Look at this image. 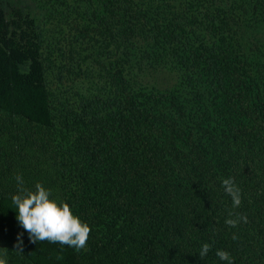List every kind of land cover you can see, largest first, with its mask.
<instances>
[{
    "label": "rangeland",
    "instance_id": "rangeland-1",
    "mask_svg": "<svg viewBox=\"0 0 264 264\" xmlns=\"http://www.w3.org/2000/svg\"><path fill=\"white\" fill-rule=\"evenodd\" d=\"M131 1L119 16L104 11L109 34L98 25V11L89 20L67 19L57 16L62 5L56 0H26L22 9L0 11V248L8 249V264H28V258L53 264V253L63 264L78 253L30 242L11 199L18 194L17 174L25 188L40 183L51 198L61 197L46 92L54 103L70 98L76 104L79 97L106 100L119 88L156 112L168 111L171 100L183 106L193 128H223L224 112L235 109L250 127L264 118V0ZM92 6L89 14L97 9ZM170 22L169 36L158 34L155 24ZM247 94L249 104L241 98ZM257 151L253 145L248 157ZM19 233L23 252L14 249Z\"/></svg>",
    "mask_w": 264,
    "mask_h": 264
},
{
    "label": "trees",
    "instance_id": "trees-1",
    "mask_svg": "<svg viewBox=\"0 0 264 264\" xmlns=\"http://www.w3.org/2000/svg\"><path fill=\"white\" fill-rule=\"evenodd\" d=\"M23 1L0 0V11L22 9ZM56 1L62 5L57 16L67 19L84 15L89 20L98 11L106 34L111 22L104 20V11L119 16L132 3ZM93 4L97 9L89 14ZM155 25L166 36L172 23ZM37 38L44 43L40 34ZM52 96L45 94L60 200L91 228L87 246L63 264H227L217 250L230 253L233 264H264V118L256 117L254 130L235 109L224 112L223 128H193L181 104L170 100L168 111L156 112L119 88L106 100L79 97L76 104L70 98L54 103ZM241 98L245 104L253 99L252 94ZM253 145L258 151L251 160ZM39 149L46 153L44 140ZM230 177L241 190L237 208L222 185ZM237 214L247 223H225ZM205 243L211 248L200 258ZM65 251L60 244L58 252ZM51 258L53 264L62 262L55 253Z\"/></svg>",
    "mask_w": 264,
    "mask_h": 264
},
{
    "label": "clouds",
    "instance_id": "clouds-1",
    "mask_svg": "<svg viewBox=\"0 0 264 264\" xmlns=\"http://www.w3.org/2000/svg\"><path fill=\"white\" fill-rule=\"evenodd\" d=\"M18 185V194L12 196V203L17 212L16 219L24 231L28 233L32 243L48 241L59 243L62 246L73 247L80 251L87 246L90 236V226L81 220L78 215H74L68 203L58 198H51V190L45 188L40 183L35 184V190L27 189L23 186L22 175L15 177ZM225 193L229 195L233 202V207L241 205V190L235 184L233 178H225L222 181ZM233 214L230 212L229 216ZM240 222L247 223V217L237 214L235 218L225 221L230 227H236ZM23 233H19L14 249L23 252ZM233 240L237 239L233 235ZM211 245L203 244L199 253L200 258L205 257L210 251ZM8 249L0 248V264H8ZM216 255L227 264H233L230 253L224 250H217ZM57 259H63L58 255Z\"/></svg>",
    "mask_w": 264,
    "mask_h": 264
}]
</instances>
